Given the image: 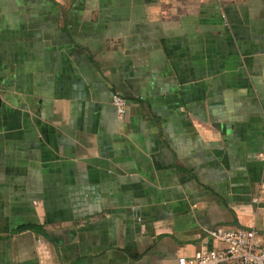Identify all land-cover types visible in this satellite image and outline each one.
<instances>
[{
	"label": "crops",
	"instance_id": "0c3cea01",
	"mask_svg": "<svg viewBox=\"0 0 264 264\" xmlns=\"http://www.w3.org/2000/svg\"><path fill=\"white\" fill-rule=\"evenodd\" d=\"M0 99V264L264 247V0H0Z\"/></svg>",
	"mask_w": 264,
	"mask_h": 264
},
{
	"label": "built area",
	"instance_id": "2783aa9c",
	"mask_svg": "<svg viewBox=\"0 0 264 264\" xmlns=\"http://www.w3.org/2000/svg\"><path fill=\"white\" fill-rule=\"evenodd\" d=\"M112 105L119 118H124L128 111L126 98L119 94L112 97ZM262 157V155L260 156ZM264 200V186L254 203L260 205ZM214 241L221 244L220 249L203 250L193 258L182 257L178 264H264V247L259 245L253 231L243 227H218L207 231ZM39 255L48 256L46 248L39 245Z\"/></svg>",
	"mask_w": 264,
	"mask_h": 264
},
{
	"label": "water",
	"instance_id": "95a60500",
	"mask_svg": "<svg viewBox=\"0 0 264 264\" xmlns=\"http://www.w3.org/2000/svg\"><path fill=\"white\" fill-rule=\"evenodd\" d=\"M0 104H1V99H0Z\"/></svg>",
	"mask_w": 264,
	"mask_h": 264
}]
</instances>
